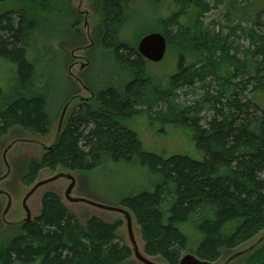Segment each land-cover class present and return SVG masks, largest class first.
Listing matches in <instances>:
<instances>
[{"label": "trees", "instance_id": "trees-1", "mask_svg": "<svg viewBox=\"0 0 264 264\" xmlns=\"http://www.w3.org/2000/svg\"><path fill=\"white\" fill-rule=\"evenodd\" d=\"M8 1L12 5L0 17V68L14 67L8 77L0 74L8 84L7 91L0 85V140L14 128L46 137L54 117L51 87L57 78L50 63L55 49L46 43L40 53L33 35L36 25L54 23L52 9L67 16L65 0H29L35 6L31 15L26 1ZM101 3L107 33L97 44L112 53L116 78L96 85L94 103L69 115L59 142L40 162H28L22 181L34 185L45 169L89 173L108 161L139 163L156 176L154 190L124 197L120 207L135 219L144 253L179 264L191 247L184 226L186 232L194 230L196 256L216 263L264 232V5L250 28L242 25V16L236 20L234 9H242L234 0L225 20L236 24L212 28L203 16L224 0H173L176 11L161 21V34L177 55V73L163 87L147 73L149 63L121 41L118 28L124 21L114 7L120 1ZM107 11L114 17L108 26ZM68 18L63 23L69 26L74 20ZM91 81L85 76L89 87ZM179 92L193 96L181 100ZM149 112L164 126L189 131L201 159L165 158L147 149L132 124ZM122 226L98 217L84 226L57 193L47 192L40 215L0 241V264H139L131 248L119 242ZM243 264H264V244Z\"/></svg>", "mask_w": 264, "mask_h": 264}, {"label": "rangeland", "instance_id": "rangeland-1", "mask_svg": "<svg viewBox=\"0 0 264 264\" xmlns=\"http://www.w3.org/2000/svg\"><path fill=\"white\" fill-rule=\"evenodd\" d=\"M17 1H26L25 4L28 5L27 12L29 13V15L32 14L31 8L35 6H31V4L28 3L29 0ZM119 1L121 3L120 7L114 5V7L118 8L119 10L121 20L120 22L124 21L122 27L118 28L119 37L121 41L126 42L128 45L134 47L135 49L137 48L138 42L147 34L152 32L161 33V21L168 18L173 12L176 11V6L175 4H173V0H162L161 3H157V1L155 0ZM232 1L234 0H224V3L220 7L204 15L203 22L205 26L215 28L220 24H223L224 26H231L236 24V22L232 24L226 22L225 20V14L229 10L234 9V7L232 6ZM235 1L237 3L236 7L239 6L242 9L239 11L234 9L236 20H238L242 16V25L250 28L253 27V23L251 21L253 19L255 11L262 5H264V0ZM1 2H3L5 5L0 4V13L3 11H8V8H10L12 2L8 3L10 2L8 0H2ZM94 2L95 0H82L80 8L81 12L88 11L91 14L90 30H88V28L82 27L83 24H80L78 22L82 19V14L78 11L80 0H65L64 3L65 9L67 11V16L65 15L64 17L66 19H69L68 16L72 17V19L76 23L74 28H72L71 25L68 26L64 24L63 19L65 18H63L61 13L54 9H52L54 11V13L52 14L54 23H52L51 25L44 23L43 25H36V33L33 36L36 37V47L39 49L38 51L43 54L44 47L47 45L46 43H48L49 47L51 46L53 49H55V52L53 51L54 58L50 63V66L52 68L51 71L54 72L53 74L57 78L55 84H53V87H51L53 97L50 107V113L54 116L52 122L53 126L50 134L46 137H42L40 135H36L18 128L10 129L8 134H6L0 140V177L6 174V167L2 160L3 152L8 146H10V144L15 142L16 140H24L26 142L34 141L35 143L39 142L45 146H49L53 142L57 129L58 119L62 110V105L66 101L65 97H63V94L68 89L81 88L73 81L69 74L73 59L72 57L69 58L67 53L70 54V52H72L76 47H85L90 45L87 37L88 31L90 33V37L92 38H98L100 36L99 30L96 28V26H99L102 22L99 15L100 1L95 4ZM102 2L106 3V0H102ZM59 7L60 3H58V8ZM121 7H123V10ZM245 9V12L249 14L247 18L243 16V10ZM184 14L188 15V11ZM113 18L114 17L112 16L111 12L107 11L106 16L104 17V21L105 23H107V26L108 23L113 20ZM65 22L68 23L67 20H65ZM103 37L104 36H101L99 38L101 43L103 41ZM60 43L64 44L62 46L63 49L61 47H57L56 50V46ZM87 51L89 53L83 54L82 56L88 57L90 65L93 66L91 70L92 77L90 76V70L87 73H80L79 67H75L72 70L73 74L80 76L84 83L85 76L86 79H91V90L98 89L96 85L98 86L104 78L107 81L113 76H115L114 78H116L117 73L116 71L114 72L115 68H113L112 66V60H114V57L109 50L104 49L102 44L101 46L98 44H94L93 47L88 49ZM176 57L177 55L175 54V52L168 47L164 60L160 63H149L147 67V73H150V75L159 82V85L165 87L168 79L175 73H177ZM61 66H63V68ZM6 67L8 69H12L14 65L7 64ZM8 69L3 67L0 68V74L7 76L9 72L10 75L11 71H9ZM43 70L44 72H46L45 68ZM63 70L67 74L66 77H64ZM63 77L65 78V81ZM58 78H60L59 82ZM0 85L4 88L5 91H7V81L0 79ZM85 85L87 84L85 83ZM81 94L83 96H87L85 92H81ZM179 96L181 100H187L192 98L193 95L189 94L188 96H185L182 92H179ZM74 108H76V105L72 106L67 114ZM151 113L149 112L148 114H140L132 124L133 129L140 135L147 149L159 155H162L165 158L177 154L188 156L196 160L201 159V153L192 138V134L189 131L176 129L174 127H168L166 125L164 126L160 122H156L151 116ZM42 156L43 151L37 144L18 143L10 150V152H8L7 162L11 168L10 177L0 182V190L5 191L10 195L12 199L11 209L6 217V220L8 222L14 223L15 221H20L25 218V213L22 208V201L25 195L30 191L31 186H26L22 181V177L27 171L28 162L31 159L40 162ZM60 172L65 173L66 171L57 170L56 172H51L47 169L42 170L37 177L36 183L47 180ZM70 174H72L77 181V186L72 194L73 196L82 197L111 207H120V202L124 197L134 196L142 191H153L157 183L156 176L149 173L146 168L142 167L139 163H114L112 161H108L92 172H72ZM67 187L68 182L61 179L55 183L40 188L28 201V206L31 210L33 218L37 217L40 214V200L42 195L50 191L55 192L61 197V199H63L62 201L64 202V204L66 203L70 210L78 215L77 217L80 223L84 226L91 217L101 218L103 221L110 224L115 223L116 221H121L123 223V226L118 232L119 242L131 246L127 234L125 219L122 215L92 209L82 204H70L68 202H65L64 192ZM6 205L7 198L0 197V231H2L0 232V241H5L11 235H17L19 230L15 227L6 226L2 221V214L5 210ZM133 225L134 233L139 247L143 251V241L140 235L139 227L136 225L135 220ZM6 228H8L9 230L3 231ZM181 229L189 237L191 244L190 250L188 249L183 255L190 253L196 256V250L199 243H197L196 236L194 235V230L191 229L186 232L184 226H181ZM263 235L264 232H262L252 241L246 243L243 247L238 248V250L233 252H237L239 250L245 249L246 247H249L255 240H258ZM233 252L231 254H233ZM227 257H223L215 264H224ZM245 260L246 258H242L236 263L243 264ZM154 261L160 264H164L162 261H158L157 259H154ZM13 264L42 263L40 262V260H36L32 263L15 262Z\"/></svg>", "mask_w": 264, "mask_h": 264}, {"label": "water", "instance_id": "water-1", "mask_svg": "<svg viewBox=\"0 0 264 264\" xmlns=\"http://www.w3.org/2000/svg\"><path fill=\"white\" fill-rule=\"evenodd\" d=\"M98 1H100V3L102 2V0H95L94 4L97 3ZM82 13H83L81 15L82 21H83L82 27L88 28V30H90V27H91V16L90 15L91 14L88 11H84ZM96 28L99 30L100 36L98 38L90 37L92 45L97 44L99 41V38L101 36H104V30L102 28L101 23L99 26H96ZM63 45L64 44L60 45V47L62 49H63V47H62ZM69 45H71V44H69ZM166 47H167V42H166L165 37L161 33L153 32V33H150V34L144 36L139 41L138 46H137V52L145 61L151 62V63H159L165 58ZM86 49L87 48H83L82 46H79V47L74 48V50L72 52H70V54L67 53L69 58L72 57L75 60H77L78 62H81L82 70L84 71V73H87L91 68L89 58L82 56L83 54L89 53ZM75 78L78 79L77 77H75ZM80 86H81V88L79 90L83 93L85 92L87 94V96H83L80 92L79 96L73 95L75 97L71 96L67 99V101L65 102V104L63 106L62 111L60 112V116L58 119V124H57V129H56L54 140L49 146H45L39 142L35 143L34 141H27L26 142L24 140H16L15 142L10 144V146H8L6 148V150L3 152V155H2V160H3V163L5 164V167H6V174L4 176L0 177V182L4 181L10 177L11 168L7 162V155H8V152H10V150L16 144H18V143L37 144L38 146L42 147L41 150L43 151V155L50 152L55 147V145L59 142L63 127L65 125L64 123L66 122L70 113L73 111V110L72 111L70 110V112L67 114L69 109L75 105L77 107V105L79 104V99L80 100L84 99V100L89 101L91 103L94 101L93 99L95 97V94H94L93 90H91V88L89 86L85 85L84 83H82ZM90 94H92V95L90 96ZM66 114H67V117H66ZM61 179L68 182V187L64 192V201L65 202H68L70 204H82V205L88 206L92 209H97V210H101V211H105V212H111L114 214L122 215L125 219L127 234H128V238H129V241L131 244V246H129V247L132 250L134 261L139 263V264H160V263H157L156 261H154V259L148 257L144 253V243H143V251L140 249L138 241H137L135 233H134V229H133V226H134L133 223H134L135 219L133 218L132 214L127 209H125L123 207H111V206H107V205H104L101 203H97V202H94V201H91V200H88V199H85L82 197L73 196L72 194H73V192L77 186V181H76L75 177L68 172L67 173L66 172L65 173L60 172V173L54 175L53 177H51L47 180H43V181L36 183L30 189V191L25 195V197L22 201V208H23V211L25 213V218H23L20 221H15L14 223L8 222L6 220V217H7L8 213L11 209V206H12V199H11L9 194H7L3 190H0V197H6L7 198V205H6L5 210L3 211V214H2V221L4 222V224L6 226H9V227L20 228L22 226H25V225L31 223L34 218L32 216L31 210L28 206V201L30 200V198L40 188L47 186V185H50L52 183H55ZM43 195H42V197H43ZM42 197H41V199H42ZM68 209L70 210L69 207H68ZM40 212H41V200H40ZM71 213H73V212L71 211ZM73 214L78 216L75 213H73ZM7 230H9V229L6 228L3 231H7ZM0 232H2V231H0ZM263 244H264V235L262 237H260L258 240H255L249 247H246L245 249L239 250L237 252H233V254H231L230 256H228L226 258V261L224 264H237L236 262L238 260H240L242 258H246L249 255L253 254L254 251L257 250L258 248H260ZM243 246H241V247H243ZM157 260L161 261L159 259H157ZM179 264H213V263L201 260L198 257H196L190 253H187L181 258V260L179 261Z\"/></svg>", "mask_w": 264, "mask_h": 264}, {"label": "flooded vegetation", "instance_id": "flooded-vegetation-1", "mask_svg": "<svg viewBox=\"0 0 264 264\" xmlns=\"http://www.w3.org/2000/svg\"><path fill=\"white\" fill-rule=\"evenodd\" d=\"M81 4H82V0H80V6H79V8H78V11L81 13V14H83L82 12H84V11H80V8H81ZM6 13H8V12H1L0 13V17H2L4 14H6ZM75 25H76V23H75V21H73L72 22V24H71V27L72 28H74L75 27ZM78 26V25H77ZM87 37H88V40H89V42H90V45H91V40H90V33L88 34L87 33ZM90 45H88V46H85V47H83V48H87L86 50H88V49H90V48H92L93 47V45H91V47H90ZM73 59V62H72V64H71V66H70V70H69V74H70V76H71V78L73 79V81L77 84V85H81L82 83H84L83 82V80L80 78V76H77V75H75V74H73L72 73V70L75 68V67H79V72L80 73H83L84 71L82 70V65H81V62H78L77 60H75L74 58H72ZM73 75V76H72ZM74 77H77L79 80H76ZM85 84V83H84ZM81 87V86H80ZM80 95V93H76V95L75 96H79ZM92 94H90V96H91ZM75 96H73V97H75ZM93 97V96H92ZM94 103V102H93ZM93 103H91V102H89V101H86V100H84V99H82V100H80L79 99V104L77 105V107L76 108H74L73 109V111L71 112V114H77L79 111H81V106L83 107V106H85V105H91V104H93ZM41 147V146H40ZM42 148V147H41Z\"/></svg>", "mask_w": 264, "mask_h": 264}, {"label": "bare ground", "instance_id": "bare-ground-1", "mask_svg": "<svg viewBox=\"0 0 264 264\" xmlns=\"http://www.w3.org/2000/svg\"><path fill=\"white\" fill-rule=\"evenodd\" d=\"M88 34H89V31H88ZM163 35V34H162ZM164 36V35H163ZM165 37V36H164ZM166 39V38H165ZM166 42H167V40H166ZM92 45V44H91ZM91 45H90V47H91ZM167 49H168V45H167V47H166V52H167ZM164 60V59H163ZM162 60V61H163ZM149 63H151V62H149ZM73 76V75H72ZM75 78V77H74ZM76 79V78H75ZM76 80H79V79H76Z\"/></svg>", "mask_w": 264, "mask_h": 264}]
</instances>
